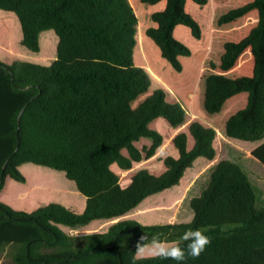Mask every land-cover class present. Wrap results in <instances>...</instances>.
<instances>
[{"label": "trees", "instance_id": "obj_1", "mask_svg": "<svg viewBox=\"0 0 264 264\" xmlns=\"http://www.w3.org/2000/svg\"><path fill=\"white\" fill-rule=\"evenodd\" d=\"M2 14L15 19L0 23L2 45L10 30L9 42L18 36L22 52L41 53L42 38L47 55L39 59L46 65L16 56L0 61V192L7 177L31 182L22 173L31 168L36 195L50 202L25 211L0 201V259L177 264L134 260L135 245L143 234L171 242L191 228L211 244L183 264H264V207L247 173L230 160H220L190 200L192 223L125 219L84 234L59 227L129 215L180 185L198 158L212 162L217 136L264 139V0H0ZM138 42L145 66L135 62ZM153 80L163 88L149 94ZM187 117L194 121L171 139L175 154L163 159L164 171L141 169L123 186L114 166L126 172L160 156L166 136L151 124L163 118L178 130ZM145 139L150 146L139 148ZM251 155L264 166V142ZM57 175L82 197L79 212L43 194L41 186Z\"/></svg>", "mask_w": 264, "mask_h": 264}, {"label": "rangeland", "instance_id": "obj_2", "mask_svg": "<svg viewBox=\"0 0 264 264\" xmlns=\"http://www.w3.org/2000/svg\"><path fill=\"white\" fill-rule=\"evenodd\" d=\"M15 19L7 14H2L0 16V23L5 22L8 24H13ZM9 34L11 35V31L8 30L6 32L5 41L7 43L5 45H2V42L0 43V61L5 63H10L12 61V57H17L20 60L28 61L32 63L42 64L46 65L45 62H40L39 59H42L43 57L46 58L47 53V45L40 39V46H41V53H28L22 52L20 50V43L17 42L18 36L16 39V42L18 43L17 46L19 48H16L14 44L10 41L9 42ZM22 38V36H21ZM20 38V39H21ZM4 40L1 38L0 34V41ZM48 44L51 45L53 39L51 37H47L45 39ZM15 47V48H14ZM24 50V49H23ZM8 52H11L13 54H10ZM42 54V56H41ZM11 55V56H10ZM13 55V56H12ZM48 63H51L54 60V54L52 49V56H48ZM135 62L137 64L145 66L143 54L141 51V47L139 42L137 43L136 51H135ZM163 88L162 84L158 82L157 80H153L152 88L149 91V94L151 91H153L155 88ZM147 96V95H145ZM145 96L141 97L139 101L136 102L139 103L142 101ZM169 99H172L170 93L168 96ZM161 121L154 124L152 123L151 126L158 130H160L164 137L166 136V139L164 140V144L160 150L161 153L159 157L152 158L148 160H144L139 164H136L134 168L130 171L123 172L117 167H113L114 171L120 176L121 184L123 186H127L130 182V178L133 174H135L137 171L141 169H147L151 173L160 175L164 171L163 166V159L170 155H174L173 152V146L171 143V139L177 132L181 131H187L188 126L191 122L194 121L192 117H187L186 123L181 126L178 130L171 129L163 120V118H160ZM164 121V122H163ZM159 131V132H160ZM160 132V133H161ZM192 139H190L191 141ZM221 143H219V140H215V148L217 150L216 159H226L235 162L238 164L243 171H245L250 178V182L255 189L257 198L260 196V189L258 187L257 181L262 182V186H264V169L261 167L262 165L259 163H256L252 158H249L246 146L242 145L237 139H231L234 141H230L228 138L220 139ZM227 140V141H225ZM192 143V141H191ZM151 144L150 140H142L140 141L137 146L139 148L143 147H149ZM229 149V151H228ZM204 158H198L195 161V164L193 165V168L188 169L184 176H183V182L186 183V187L182 189L181 186L179 187H172L171 189L165 190L161 193L155 194L153 196L148 197V199L137 208L134 212L130 213L127 216H123L121 218L115 219V220H102L100 223H93L91 226H79V227H68L64 225H60L59 227L67 234H84V233H93V232H105L111 224L118 220H125V219H135L142 224H166V223H182V222H188L189 218L186 217L187 215H192L193 211L190 208V200L195 197L199 196L202 190L206 187L208 181H209V175L211 170L213 169L211 166L214 167V165H210L211 162H204ZM202 163V170L200 173L196 174V164ZM29 165H33L28 163ZM22 172L26 177H28V180H31V182L26 183H20L12 180L10 177H7L5 180V185L2 191L0 192V201L12 206L13 208L25 210V211H33L35 205L38 201L39 204H46L50 201H46L43 196L44 195H36V190L34 187L37 185H33V179L36 176L35 170L31 168H24ZM58 174L62 172L56 171ZM60 175V174H59ZM56 177L54 176V181L50 185H42L41 190L43 194H52L51 202L60 203L62 205H65L66 207L75 210L76 212L80 211V202L82 201V197L78 196L76 193V188L74 184H69L68 181H65L66 178H64L65 175ZM33 180V181H32ZM67 180V179H66ZM178 186V185H177ZM177 197V198H176ZM43 205H38V207ZM80 206V207H78ZM187 214V215H186ZM97 225V226H96ZM78 228V229H75ZM0 264H13L11 260L3 257L0 259Z\"/></svg>", "mask_w": 264, "mask_h": 264}, {"label": "clouds", "instance_id": "obj_3", "mask_svg": "<svg viewBox=\"0 0 264 264\" xmlns=\"http://www.w3.org/2000/svg\"><path fill=\"white\" fill-rule=\"evenodd\" d=\"M194 220L195 213L193 212L188 223ZM160 236L161 234L157 233L149 239L146 235H141L135 245L134 260L151 258L183 264L189 258H198L211 244V238L200 229L189 228L178 240L171 242L161 240Z\"/></svg>", "mask_w": 264, "mask_h": 264}, {"label": "crops", "instance_id": "obj_4", "mask_svg": "<svg viewBox=\"0 0 264 264\" xmlns=\"http://www.w3.org/2000/svg\"><path fill=\"white\" fill-rule=\"evenodd\" d=\"M220 139H225V138H222L221 136H217V138H216V140H219V143H221V140ZM225 141H227V140H225ZM232 141V140H231ZM264 142V139H262V140H260V141H254V142H239V143H241L242 145H245L246 146V151H247V154H248V156H249V158H251L252 157V159L254 158L252 155H251V151L253 150V149H255L256 147H258L259 145H261L262 143ZM228 151H229V149H228ZM251 156V157H250ZM220 160H226V159H214L211 163H210V165L209 166H211V165H216ZM256 163H259L260 164V162L257 160V159H253ZM262 165V164H261ZM212 168H213V166H211ZM261 167H263V169H264V166L262 165ZM202 168V167H201ZM200 168V169H201ZM200 169H198V170H196V174H198V173H200L201 172V170ZM250 179V178H249ZM187 183V182H186ZM186 183L185 182H183V179L181 180V183H180V185H178V186H176V187H179V186H181L182 187V189H184L185 187H186ZM257 184H258V187H259V189H260V196H258V198H257V206L258 207H264V186H262V182L261 181H257ZM177 198V197H176ZM187 215V214H186ZM192 215H187L186 217H188L189 219H190V217H191ZM178 222V221H177ZM176 222V223H177Z\"/></svg>", "mask_w": 264, "mask_h": 264}]
</instances>
